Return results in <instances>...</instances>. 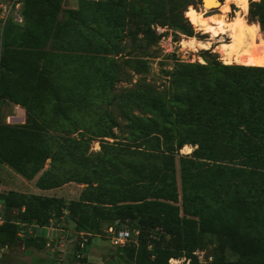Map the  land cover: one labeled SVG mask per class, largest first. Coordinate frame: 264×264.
<instances>
[{"label": "trees", "instance_id": "16d2710c", "mask_svg": "<svg viewBox=\"0 0 264 264\" xmlns=\"http://www.w3.org/2000/svg\"><path fill=\"white\" fill-rule=\"evenodd\" d=\"M63 2L23 0V24L4 26L0 107L23 106L27 120L6 123L0 108V162L28 180L41 173L40 189L86 187L68 203L0 190V201L18 210L16 220L0 225V247L37 242L44 231L34 236L30 226H48L50 202H62L77 231L91 233L84 249L76 244L74 256L83 262L93 235L111 226L139 230L118 246L124 264L181 257L204 264L195 251L207 248L208 234L221 242L255 239L264 249V65L226 64L210 52L205 63L178 62L163 90L141 80L124 102L113 87L131 62L123 59L130 52L125 38L133 47L159 41L155 27L165 24L192 34L183 23L192 0H80L78 8ZM249 13L264 32V0L251 1ZM133 104L151 115L136 116ZM112 105L124 108V139ZM98 138L101 151L94 153ZM189 144L196 148L180 155L179 175L177 154ZM219 250L214 264H264V253L228 261Z\"/></svg>", "mask_w": 264, "mask_h": 264}, {"label": "rangeland", "instance_id": "374dc122", "mask_svg": "<svg viewBox=\"0 0 264 264\" xmlns=\"http://www.w3.org/2000/svg\"><path fill=\"white\" fill-rule=\"evenodd\" d=\"M70 1L71 0H64L63 6L65 5V8H78L80 0H75L76 7H73L74 4L70 3ZM219 1L224 2L225 0ZM251 1L253 0H247L248 7L246 10L236 2L230 4V10L226 14V23H228L225 26L226 28H231L230 25L240 16L244 17V21L247 25H250V23H258L260 25L256 19H252L250 16L249 8ZM2 9L3 8L0 7V45L6 22L13 20L11 16H2ZM221 11L222 10L218 8V6L209 4L208 0H206L205 6L201 0H192V3L186 7L183 13V23L189 28H192V34H188L179 28H174L172 25L170 26V24H165L164 26L159 25L165 30L163 33L164 36L167 37L165 42H163L161 37L159 41H138L139 44L133 47L131 36L125 38L127 52H130L129 55L125 56L123 59L128 58L131 62L123 65L124 69L114 81L113 92L119 96L121 95L124 102H128L125 97L126 91L131 88H136L137 84L144 79L163 90V88L169 84L170 75L168 71L172 70L178 62L205 63L204 55H210V52H213L211 56L218 55L219 60L226 63L217 46L223 42H231L232 38L230 33H232V31L227 30L220 36L214 37L212 36V33L204 30L201 26L195 25L191 18V15H199L204 20L203 24H214L215 22L212 21L209 16L214 12ZM167 16H169V13ZM260 29L264 37L261 25ZM142 36L143 35L140 34L139 38H142ZM193 37L197 40L210 41L212 43L209 45V48H203L196 45L185 47L183 41L185 39L191 40ZM168 38L171 40H168ZM147 42H150L148 46H146ZM206 50H208L209 53H206ZM138 68H141L143 71L138 72ZM1 105V115L4 122L14 125L24 124L26 122L27 110L23 106L10 101ZM111 108L114 110L118 121L121 124L120 127H116L115 130L121 138L124 139L126 138V130L129 128L128 120L124 116V108L120 107V105L118 107L112 105ZM132 110L136 116L146 117L151 115L134 104ZM105 139L114 141L113 138L109 137ZM101 144L102 142L100 138L94 140L91 151L94 153L101 151ZM189 147L190 149L184 146L180 150V154H177L179 175L180 155L191 154L196 148V146L190 144ZM1 169H4L3 173H1ZM0 174L3 178L1 184L3 186L0 188L1 191L12 189L27 192L29 194L41 192L35 181L41 173L35 177V180H28L8 165L0 162ZM178 179L181 188L180 176ZM85 187L86 184L70 182L51 192H47L44 197L48 199L51 198L48 196H58L63 198L64 202L68 203L73 199L79 198L80 193ZM54 203L55 202H50L51 211L54 214V218L48 225L51 227L49 229H43L44 232L41 233L42 237H38L39 240L37 242H32L30 246L25 245L23 242H18L9 245V247H0V264H124L122 263L124 260L120 257L121 253L119 252L118 246H114L111 243L108 231H105L100 235H93L90 239L87 252L86 254L83 253L84 256L87 255L85 262L77 259L74 256L76 244L80 242V239L83 238L84 235L77 231L76 223L72 219V216L70 217V212L67 207L64 206L62 202ZM0 214L4 220H16L18 217V210L7 207L0 201ZM31 230L32 232H29V234L32 233L34 236H39V228L37 230H35V228ZM134 238H136V235H134L132 240ZM206 239L208 241L207 248L205 250L197 249L195 251L199 260L204 264H214L211 260L218 248L223 249V253L219 250V255L224 254L228 261H237L240 258L252 257L253 253H264V249L260 246L258 247L259 244L255 239L251 240L248 238L230 236L229 238H226L225 242H221L211 236V234H208ZM247 239L249 240L248 242L246 241ZM188 262L189 260L185 257L170 259V264H188Z\"/></svg>", "mask_w": 264, "mask_h": 264}, {"label": "bare ground", "instance_id": "6f19581e", "mask_svg": "<svg viewBox=\"0 0 264 264\" xmlns=\"http://www.w3.org/2000/svg\"><path fill=\"white\" fill-rule=\"evenodd\" d=\"M208 2L222 10L209 16L215 22L214 24H203L204 20L199 15H191V18L195 25L201 26L204 30L212 33L214 37L220 36L227 30L232 31L230 33L232 41L223 42L217 46L224 61L228 64L264 65V37L258 23L247 25L244 17L240 16L230 25L231 28L225 27L228 24L226 23V14L230 10V4L236 2L246 10L248 7L247 0H225L224 2L208 0ZM211 43L210 41L197 40L194 37L191 40L185 39L183 41L185 47L196 45L209 48ZM185 147L190 149L189 145H185Z\"/></svg>", "mask_w": 264, "mask_h": 264}, {"label": "built area", "instance_id": "2783aa9c", "mask_svg": "<svg viewBox=\"0 0 264 264\" xmlns=\"http://www.w3.org/2000/svg\"><path fill=\"white\" fill-rule=\"evenodd\" d=\"M0 7L3 8L1 10L2 16H11L12 19L18 23L24 22V17L22 14V9H23L22 0H5V1L0 0ZM155 28L157 32L162 34V40L163 42H165V40H167V37L164 36L163 34L165 31L163 27L157 25ZM168 40H171V39L168 38ZM4 222L5 220L0 214V225ZM22 225L26 226V224L24 223H22ZM36 227H39V229L40 228L49 229L51 226H44V227L36 226ZM31 229H32V225L30 226V229L28 231L32 232ZM107 231L109 232L111 243L114 246L124 245L127 241L131 240L134 237V235L136 236L139 235V230L131 231L129 228L116 229L113 226L109 227ZM81 234L84 236H83V239L80 241V247L84 249L87 244L86 242L88 241V236H91V233L81 232ZM19 235L23 237L24 231H21ZM78 256L82 257L83 254L80 253Z\"/></svg>", "mask_w": 264, "mask_h": 264}, {"label": "crops", "instance_id": "0c3cea01", "mask_svg": "<svg viewBox=\"0 0 264 264\" xmlns=\"http://www.w3.org/2000/svg\"><path fill=\"white\" fill-rule=\"evenodd\" d=\"M72 1V2H71ZM70 1V3H73L74 4V6L73 7H76V5H75V0H71ZM64 8L66 7L65 5L63 6ZM5 169H10V168H5ZM3 171H4V169H1V173H3ZM3 175V174H2ZM2 177V176H1ZM3 179V178H2ZM32 180H35V179H32ZM36 181V180H35ZM1 186H3V185H1ZM1 186H0V188H1ZM41 192H37V193H35V194H41V195H46L47 194V192H51V191H53V190H55V189H40V188H38Z\"/></svg>", "mask_w": 264, "mask_h": 264}, {"label": "water", "instance_id": "95a60500", "mask_svg": "<svg viewBox=\"0 0 264 264\" xmlns=\"http://www.w3.org/2000/svg\"><path fill=\"white\" fill-rule=\"evenodd\" d=\"M202 3H203V5L205 6V4H206V0H202Z\"/></svg>", "mask_w": 264, "mask_h": 264}]
</instances>
